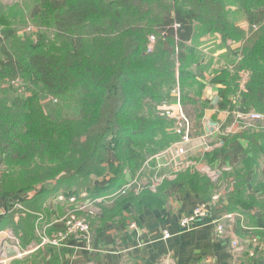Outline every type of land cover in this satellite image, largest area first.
Masks as SVG:
<instances>
[{
	"label": "trees",
	"instance_id": "16d2710c",
	"mask_svg": "<svg viewBox=\"0 0 264 264\" xmlns=\"http://www.w3.org/2000/svg\"><path fill=\"white\" fill-rule=\"evenodd\" d=\"M26 2L34 6L29 15L17 5H6L0 13L1 186L2 192L20 190L11 205H22L0 216V231L10 227L21 246L37 239L38 214H49L42 209L45 201L58 193L79 198L87 191L89 199L113 193L125 183L124 170L135 172L181 139L173 119L158 108L176 99L174 90L193 137L204 132L207 109L264 114V0ZM28 18L38 26L37 42L20 33ZM200 34H208L207 39ZM228 40L241 41L238 59L219 52ZM214 52L230 67L207 74ZM243 69L249 73L245 91L231 100ZM18 78L30 84L29 95L11 96L9 86ZM206 83L217 85L214 97L205 93ZM242 135L249 142L247 155L234 173L226 172L227 177L234 174L235 188L244 186L245 173L256 165L259 149L264 151L263 128ZM226 146L199 159L209 162ZM179 168L177 180L193 184L209 201L215 182L194 166ZM107 172L112 182L104 191L92 178ZM168 184L164 180L155 191L144 189L134 202H162ZM254 186L264 190V177ZM132 194L115 195L108 208L99 203L100 211L113 216L117 203ZM224 195L231 202L232 195ZM84 215L91 231L96 216ZM74 236L83 238L74 234L66 240Z\"/></svg>",
	"mask_w": 264,
	"mask_h": 264
},
{
	"label": "crops",
	"instance_id": "0c3cea01",
	"mask_svg": "<svg viewBox=\"0 0 264 264\" xmlns=\"http://www.w3.org/2000/svg\"><path fill=\"white\" fill-rule=\"evenodd\" d=\"M9 1L1 0L3 5ZM205 89L208 97H214L217 85L206 83ZM229 118L240 117L226 110L207 109L203 119L204 132L195 137L190 135V140L183 144L185 152L181 156L173 158L172 143L165 148L168 150L166 153L153 159L147 158L135 172L124 170L125 183L116 191L89 199L91 204L85 203L86 207L95 209L96 217L92 219L87 237L74 236L67 240L65 237L59 244L43 242V237L52 240L59 231H63L60 219L64 211L60 212L66 203L48 199L43 206L48 203L46 208L49 214L44 217L47 219L44 222L49 226L44 229L35 225L37 239L28 246H21L19 242L18 250L0 232V251L12 248L16 253H21V256L15 255L3 264L24 259L35 261L36 264H48L52 260H56L54 264H162L167 260H175L178 264H264L262 251L255 248L252 241L253 237H257L259 242L264 241L259 229L264 226V190L254 186L255 181L264 177V151L260 152L259 149L256 165L245 173L243 187L235 188L234 174L229 177L226 175V172L232 173L247 155L249 142L242 134L262 129L263 123L237 120L228 124ZM209 121L214 123L212 131L208 129ZM230 136L234 137L230 139ZM224 142L227 146L219 150L212 160L202 162L199 159L216 151ZM109 152L114 155L112 151ZM111 157L109 154V160ZM154 165H157L155 172ZM183 165L196 167L200 174H206L215 182L214 193L207 201L211 204L209 218L188 229L180 226V219L190 214L194 206L204 199L193 184L186 185L177 180L178 172L183 169L179 166ZM164 180L169 184L162 190V202H134L136 194L146 188L155 191ZM111 182L109 173L92 178V184L104 191ZM226 191L232 195L229 203L224 195ZM83 192L88 194L87 191ZM129 192L133 193L132 196L117 203L113 216L100 211L99 203L108 208L112 206L115 195ZM217 194L218 198L212 199ZM224 204H228L231 210L227 211ZM67 206H71L77 214L83 210H79L77 204ZM87 211L84 209L83 214ZM216 220L223 224L224 232L220 235L216 233ZM48 229L53 231L49 232ZM164 232H168L169 236L164 237ZM252 257L260 259L257 262L251 260Z\"/></svg>",
	"mask_w": 264,
	"mask_h": 264
},
{
	"label": "built area",
	"instance_id": "2783aa9c",
	"mask_svg": "<svg viewBox=\"0 0 264 264\" xmlns=\"http://www.w3.org/2000/svg\"><path fill=\"white\" fill-rule=\"evenodd\" d=\"M242 91H245L244 85H241ZM173 95L176 97L174 101H164L161 106H159V114L165 115L169 118H172L174 121V127L176 132L181 134V139L177 141L176 143L172 144L173 148V158H177L178 156H181L184 152L185 149L183 147V144L187 143L190 140V127L187 118L184 115V112L182 110V106L179 101V92L178 90L173 91ZM236 114V116L239 117H245L246 120L249 122H264V114L256 111H249L247 113H239V112H232ZM171 147V146H170ZM169 147V148H170ZM168 150H164L163 152L157 154L156 156H159L161 154L166 153ZM55 200L62 202V203H67L68 205H74V204H79V208H83L81 202L76 201L78 198L76 196H71V197H66L65 195L58 193L55 196ZM218 194L214 195L212 199H217ZM67 200V201H66ZM80 200V199H79ZM16 208H22V205L19 202H15L13 206H10L8 209H2L0 208V216H3L4 214L10 212L13 209ZM74 210V209H73ZM211 212V204L210 202L203 201L201 203H198L194 208L191 210L190 214L187 216H184L180 219V226L184 229L192 228L197 222H200V219L205 218L206 216L209 217V213ZM226 216H229L228 214ZM225 216V217H226ZM44 216L42 213L38 214V217L36 219L35 225L37 228H42L46 229L49 225L44 222ZM60 222H62L63 225V231H59L57 233V236L49 240L47 237H43V242H52L55 244H59L60 241H63L65 237L68 235H74V234H82L84 237H87L89 234V225L88 222L78 216L76 214V211H70L63 215L60 219ZM216 233L217 235H220L224 232L223 229V224L216 220ZM260 231L264 235V226H261ZM0 232H3L6 235V238L11 240V246L16 247L19 250V241L14 237L12 234V229L10 227H6L4 230H1ZM164 237H168L169 233L164 232L163 234ZM253 241V246L255 248H258L262 251L263 256H264V241L259 242L257 237L252 238ZM236 244V242H233V244ZM5 248L2 249L4 251ZM16 256L19 257L21 256V253H16ZM5 260H9V258H6L4 254L0 256V264H3ZM162 264H178L175 260H167L163 262Z\"/></svg>",
	"mask_w": 264,
	"mask_h": 264
},
{
	"label": "rangeland",
	"instance_id": "374dc122",
	"mask_svg": "<svg viewBox=\"0 0 264 264\" xmlns=\"http://www.w3.org/2000/svg\"><path fill=\"white\" fill-rule=\"evenodd\" d=\"M26 3H27L26 0H11V1H9V3L7 5H10V6L17 5V7H20L24 12L28 11L27 15H29L30 11L34 12V6H33V3H27V4ZM4 6H6V5H3V3L0 0V13L5 8ZM31 22L32 21L28 18L27 19V23L28 24L20 31V33L24 32V34H26L25 35L26 38L30 37V39H33L35 42H37L38 41L37 35L39 33L38 32L39 31L38 30V26L32 24ZM241 26L243 28H245L246 24L241 22ZM48 30L49 29H47L45 31L46 32L45 34H44L43 31H41V33L44 34L45 36L49 37V36H51V32H49ZM207 37H208V34H206V35L200 34V36H199V38L202 39V40L207 39ZM240 44H241V41L228 40L225 43V46L223 47V49H221V51H219V52H225L226 56H232V58H234V59L237 58L238 59L239 58V53H240V47H239ZM219 52H214L213 53V55L211 57V58H213V60L211 61L212 64L210 65V69L207 71V74H209V72L211 73L213 69L218 70V69L224 68V66H227V67L229 66L227 64H230V63H227L223 58H220ZM206 54L208 55L209 51H207ZM204 62H206V61H204ZM248 78H249V73L247 72V70L243 69V70H241L239 72L238 88H237L235 94L231 97V100H236L237 96H239L241 94V92H242L241 85H244V87H245V84H246ZM29 86H30V84L28 82H23L22 79L18 78L16 81L12 82L11 85L9 86L10 87L9 89H10V92H11V96L15 97V96H21V95H29L30 94ZM205 91H206V89H205ZM49 99H50L49 97L47 99H45L44 103H46ZM162 103H160L159 106H161ZM240 118H231V119L229 118L227 120V122H228V124H231L232 122L237 121V120H240L242 122L243 121L244 122H249L248 120H246L245 117H240ZM263 128H264V122H263ZM108 173H110V172H107L106 174H108ZM106 174H104V175H106ZM95 177H97V176H95ZM1 182H2V174H1V171H0V208L8 209V208H10V206H13V204L11 205V203H12L11 201H12L13 196H15L16 194H19L20 190L2 192V191H6V190H3V186H1L2 185ZM28 193H31V192H28ZM86 195L88 196V194H86V192L80 193L79 198L76 196V198H78L76 201L81 202L82 206L84 205L83 208H81V209L88 210L87 213L90 212V213L94 214L95 209H90V208L86 207L87 205L85 203L89 204V202H90V201H88L89 198L86 197ZM52 198L53 199L50 198L49 200H55L56 199L55 197H52ZM81 198H82V200H79ZM53 202H56V201H53ZM47 204H46V206H48ZM90 204H91V202H90ZM46 206L44 208H42V209H46L47 210ZM81 209H79V210H81ZM83 210H82V212H83ZM70 211H74V210L71 208V206L69 207V206H67V204H65V208L64 207L61 208V212L60 213L63 212L62 214L65 215L66 213H68ZM79 215L82 218H84L85 220H87V216L84 215L83 213H81ZM12 234L14 235V237L16 239H18L16 234L13 233V230H12ZM18 241H19V239H18Z\"/></svg>",
	"mask_w": 264,
	"mask_h": 264
},
{
	"label": "water",
	"instance_id": "95a60500",
	"mask_svg": "<svg viewBox=\"0 0 264 264\" xmlns=\"http://www.w3.org/2000/svg\"><path fill=\"white\" fill-rule=\"evenodd\" d=\"M7 2H8V0H6ZM208 125H209V130L210 131H212V129H213V126H214V123L213 122H211V121H209L208 122ZM2 254H4V256L6 257V258H11V257H13V256H15L16 255V252H15V250H13L12 248H7L6 250H4V251H0V256L2 255Z\"/></svg>",
	"mask_w": 264,
	"mask_h": 264
}]
</instances>
